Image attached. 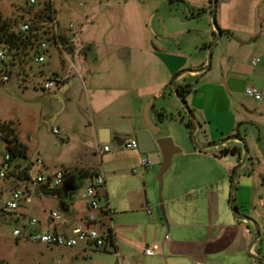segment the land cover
Here are the masks:
<instances>
[{"label": "crops", "instance_id": "crops-1", "mask_svg": "<svg viewBox=\"0 0 264 264\" xmlns=\"http://www.w3.org/2000/svg\"><path fill=\"white\" fill-rule=\"evenodd\" d=\"M93 1L101 10L115 9L113 30L93 36V22L83 19L86 12L75 11L83 30L71 32L55 13L59 35L68 41L63 50L56 47L62 73L40 68L47 75L66 77L69 55L76 73L55 91L41 93L49 102L45 123L52 132L60 131L53 133L60 142L55 155L41 154L43 167H30L34 175L56 167L73 176L57 194L48 193L47 186L33 191L20 213L36 214L31 219H38L40 231L71 235L75 227L87 224L84 194L93 178L103 174L106 186L98 217L113 232L112 241L104 250L46 246L54 264H264V229L256 240L253 225L232 209L234 204L241 215L254 218L264 213V100L245 93L249 87L264 92V0H218L215 19L226 32L220 38L213 0H184L190 15L174 14L180 29L173 35L195 34L192 50L155 43L143 33L152 13L144 11L147 0ZM201 10L205 12L198 16ZM201 20H207L205 28L192 27ZM127 24L137 32L130 33ZM256 58L260 63L253 66ZM179 86H190L185 101L195 118L191 130ZM147 109L149 119L162 127L156 140L170 138L181 151L164 176L161 192V151L150 154L153 165L147 170L141 164L147 154L124 148L126 141L148 130ZM161 113L175 119L160 121ZM103 144L112 150L100 155L96 146ZM232 149L235 155L223 153ZM28 156L32 164L40 159ZM10 183L13 189L20 186ZM54 212L61 219H54ZM152 243L160 245V252L147 257L145 247Z\"/></svg>", "mask_w": 264, "mask_h": 264}, {"label": "rangeland", "instance_id": "rangeland-1", "mask_svg": "<svg viewBox=\"0 0 264 264\" xmlns=\"http://www.w3.org/2000/svg\"><path fill=\"white\" fill-rule=\"evenodd\" d=\"M93 0H36L35 4H31V0H0V15L5 19H11L15 22V30L21 31L23 24L29 23L32 29L40 30L45 22L48 12H40L47 4L54 6L55 13L62 25L69 28L70 24L75 26L77 33L82 29V25L86 21L92 25L93 36H99L104 32H110L115 26L113 15L115 9L109 8L101 10L99 5H96ZM144 4L148 7L144 11H150L146 23L142 30L144 34L150 35L153 42L162 45H171L175 48L176 44H180L182 49L192 50L193 40L197 37L195 34L174 36L173 33H178L180 22H174L172 17L175 15L187 16L190 15L188 6L184 0H147ZM144 2V1H143ZM94 4V5H93ZM71 8L73 10L71 11ZM86 12L83 20L79 19L73 12ZM153 21V14H157ZM117 15V14H116ZM119 15V14H118ZM123 24V22H119ZM125 24V23H124ZM208 25L207 20L197 21L192 23V27H196L199 31ZM130 33L137 32L135 25L127 24ZM83 30V29H82ZM172 34V35H171ZM171 35V36H169ZM37 36V42L40 35ZM164 40V42H162ZM239 40V39H238ZM241 41V40H240ZM30 53L35 50L36 43L32 42ZM245 48V47H242ZM248 48V47H247ZM33 50V51H32ZM1 51V48H0ZM51 56H48L47 61L43 65L28 62L24 65L25 71H21L20 66H10L9 83H0V124L15 123L20 134V139L26 143L28 154L36 157L46 155H55L56 143L60 142V138L56 137L45 123L46 108L49 104L47 99H43L41 93H45L39 86V78H32L29 75H36L40 68H44L47 72L56 70L62 73L60 55L58 49L50 50ZM26 61H30L28 58ZM10 59L3 62L0 59V71L7 69ZM51 68V69H50ZM26 74V75H24ZM50 74V73H49ZM35 85V86H34ZM36 86L38 88H36ZM38 91V92H37ZM55 90L49 91L53 92ZM55 103V102H54ZM179 127V126H177ZM181 127V126H180ZM57 128V127H55ZM253 131L252 129H250ZM256 137L259 132L256 130ZM264 141V130L261 134ZM193 143L195 142L192 139ZM245 150V149H244ZM5 154V144L0 138V161ZM42 154V156H41ZM42 160V159H41ZM60 168L52 167L45 170L43 173L59 170ZM36 174V173H35ZM14 186L3 178H0V264H54V258L45 250V245L32 241L18 240L14 236V231L21 229L28 219L38 218L32 213L24 217L19 223L15 220H8L2 213V207L10 199L11 192ZM25 211V208L23 209Z\"/></svg>", "mask_w": 264, "mask_h": 264}, {"label": "built area", "instance_id": "built-area-1", "mask_svg": "<svg viewBox=\"0 0 264 264\" xmlns=\"http://www.w3.org/2000/svg\"><path fill=\"white\" fill-rule=\"evenodd\" d=\"M36 0H31V4H35ZM50 4V3H49ZM52 12L50 13L49 19L45 22L44 26L38 31H32V26L29 23L23 24L21 26V32L25 34L40 35L39 41H35L36 46L34 50L33 62L38 65H43L46 63L48 56H50V50L58 48L60 50L64 49V45L61 43V38L59 35L60 24L55 17L54 7L50 4ZM71 32L74 31L75 26L70 24L68 28ZM69 58V67L66 77H61L58 75H47L41 69L36 75H29L32 78H39L40 83L37 84L39 88L43 91H52L58 89L63 85L66 80L76 73V67L71 61V56ZM0 59L6 62L11 57L9 56L8 50L6 48H1ZM10 62L7 69L3 70L0 76V83L7 84L10 79L8 73L10 72ZM260 63V59L256 58L253 60V66H257ZM14 67V66H11ZM26 75V74H24ZM246 95L255 100L263 101L264 92L249 87L245 91ZM55 135H60L58 129H52ZM124 148L127 150H137L139 149V144L137 139H129L125 142ZM112 148L109 145H97L96 151L102 155L109 153ZM11 157L6 152L0 161V178L8 180L10 182H18L19 187L13 189L11 192L10 199L2 207V213L8 220H15L20 222L23 220V216L20 213L22 205L30 198L31 193L41 186H47L50 189H55L64 182L65 170H56L48 173L39 172L33 174L30 166L43 167V161L38 159L33 164L31 162L28 165H24L21 168H16L15 165L10 162ZM141 164L147 169L153 165L150 154H147L145 159L141 160ZM106 179L103 174L97 175L93 178V182L89 185L85 191L84 197L87 200L88 214H87V224L75 227L71 235H65L58 232H43L38 229L39 221L38 219H28V222L24 224L21 229H16L14 231V236L18 240L32 241L35 243H40L48 247L54 248H66L72 249L80 245L91 246L96 250H104L110 239H113V232L106 227H103L101 221L98 217L99 213L102 211L100 205V196L105 189ZM150 213V211H149ZM54 219H61L58 212L52 213ZM160 252V245L158 243H152L145 247L144 254L147 257H153Z\"/></svg>", "mask_w": 264, "mask_h": 264}, {"label": "trees", "instance_id": "trees-1", "mask_svg": "<svg viewBox=\"0 0 264 264\" xmlns=\"http://www.w3.org/2000/svg\"><path fill=\"white\" fill-rule=\"evenodd\" d=\"M40 12H48L47 19L51 18L50 13L52 9L50 4H47L43 10ZM205 10H201L197 13L198 16H201ZM15 22L11 19H5L0 15V48H6L8 50L9 56L11 57V66H20L21 71H25L24 65L28 62H33L34 59V51L32 54L30 53V49L33 41L37 40V36L33 34H25L21 31L15 30ZM32 31H36L32 29ZM221 33H226L222 29H220ZM61 38V37H60ZM68 41L66 39L61 38V43L64 45ZM27 58L30 61H26ZM3 70L0 71V76ZM178 95L185 100L186 96L190 93V86L177 87ZM164 119L174 120L175 117L172 115L160 114L159 120L162 121ZM186 128L191 130L193 128L192 121L186 116ZM181 121H185V118H181ZM0 138L5 144V150L11 157V164L15 165L16 168H21L24 165H28L29 156H28V147L24 145L19 139V132L15 123H1L0 124ZM224 154H232L235 155L237 153L236 149L226 150L223 152ZM73 173L65 170L64 182L62 185H67L69 180L72 178ZM47 192L50 194H57L59 190L50 189L47 187ZM112 241V238L110 239Z\"/></svg>", "mask_w": 264, "mask_h": 264}, {"label": "water", "instance_id": "water-1", "mask_svg": "<svg viewBox=\"0 0 264 264\" xmlns=\"http://www.w3.org/2000/svg\"><path fill=\"white\" fill-rule=\"evenodd\" d=\"M217 2H218V0H213L212 16H213L214 27L217 31L218 38H220L222 36V33H221L220 28H219V26L216 22V19H215V14H216V10H217ZM234 41L239 43V44H242V45L250 44V42L243 43L242 41L238 40L237 38H234ZM177 95H178V93H177ZM178 97H179V100L182 103L184 109L188 113L190 120L193 123H195V118H194L193 112L189 108V106L187 105V102L185 100H183L179 95H178ZM149 112H150V109H147L145 112L148 130L141 132V133H138L136 135L135 139H137V141H138L139 150L141 153L151 154V153L156 152L158 149L162 153L163 165H162V167L158 173V176H157V180L159 182V189L161 192L162 187H163L164 176L166 175V173L171 168L174 156L179 154L181 151L179 148H177L174 145L173 141L170 138H160V139L156 140V138L161 136L162 127L159 126L158 124L153 123L149 119ZM123 138H128V137H123ZM192 139L194 140L193 136H192ZM241 142H242V140H241ZM242 143H243V146L245 149L244 151L247 155L248 150L245 147V143L244 142H242ZM204 149H206V148H204ZM204 149H202V150H204ZM246 161H247V157L245 158V160H243L242 166L245 164ZM65 187H66L65 185H60V186L56 187L55 190H63ZM232 209H233L234 215L238 219L246 220L247 222H250L253 225V227L255 228V231H256V240H257L261 236V230L264 229V213H258L257 218H254V217H250V216L241 215L239 207H237L234 204L232 205ZM254 259H256L257 261L260 260L258 257H255Z\"/></svg>", "mask_w": 264, "mask_h": 264}]
</instances>
